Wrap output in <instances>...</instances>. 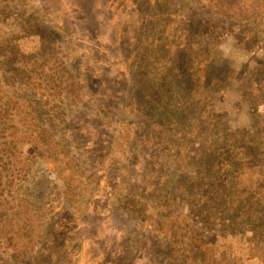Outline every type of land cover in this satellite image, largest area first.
Masks as SVG:
<instances>
[{
    "label": "rangeland",
    "instance_id": "1",
    "mask_svg": "<svg viewBox=\"0 0 264 264\" xmlns=\"http://www.w3.org/2000/svg\"><path fill=\"white\" fill-rule=\"evenodd\" d=\"M253 1L0 0V264H264ZM219 122L242 154L202 163Z\"/></svg>",
    "mask_w": 264,
    "mask_h": 264
},
{
    "label": "trees",
    "instance_id": "2",
    "mask_svg": "<svg viewBox=\"0 0 264 264\" xmlns=\"http://www.w3.org/2000/svg\"><path fill=\"white\" fill-rule=\"evenodd\" d=\"M226 1L228 2L227 4L229 5V7L234 5L236 2V0H226ZM253 2H258V0H254ZM229 3H231L232 5H230ZM254 5L256 8H258L257 3L253 4V6ZM251 8H252V10H250V11L254 12V8L252 6H251ZM227 16H229V15H227ZM226 18L232 19L231 16L226 17ZM205 69H207V67ZM204 73H203V75H204ZM196 74L198 76H200V78H204L203 75L199 74V72H196ZM221 83H222L221 80L219 81L218 79H213L209 83L208 88L209 89H215ZM15 114H19V113H15ZM218 118H220V117H218ZM0 120H2V122L4 124L6 123L5 125H8L10 122L13 121L11 115L7 112L4 113L3 111H0ZM3 123H0V139L3 136L2 132H1L2 131L1 128H2ZM217 125L218 126L212 127L211 129H209L208 126L200 128V131L202 132V134H205L208 132L207 138H209V139L212 138L207 144H203L205 146L204 150L198 149V151H196V156L199 157V160L202 161V163H203L204 159L211 161L212 159H215L214 156H217V155H218L219 159L224 160V159H226L224 156H228V153L230 155L231 154H236V155L242 154V152L240 150L235 151L233 149L232 141H234L235 139L243 140L244 134L240 131H237L238 129H235L232 131L231 128L226 123H220L219 122V123H217ZM13 129L16 131L15 128H12V130ZM219 135L222 136V139H220V141L222 143H218L217 140H215L216 139L215 137H217ZM11 136H15V134H12ZM224 145H225V147H223ZM199 170H200V166L198 165V171ZM195 192H197V189L194 191V193ZM250 211H251V209L248 210V212H250ZM256 213H257V209H255V211H254L255 215H256ZM206 218H207L205 221L206 226H208V227L214 226L215 223H213L214 221H213L212 214H207ZM239 224H241V223H233V221H232V225L234 227H236V226L239 227ZM174 228L176 231H178V232L180 231L179 224H177ZM189 243H190L191 249L194 250V264H199V263H202V264H205V263L206 264H220L221 263L219 261H216L214 258L209 257V253L204 250V246H205L204 242L198 236L194 235V238L190 239ZM192 258L193 257L190 256L189 259L192 260Z\"/></svg>",
    "mask_w": 264,
    "mask_h": 264
}]
</instances>
